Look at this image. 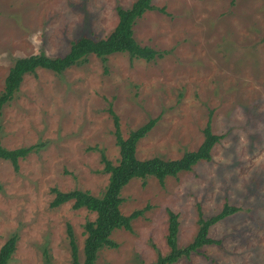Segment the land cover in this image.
Segmentation results:
<instances>
[{
  "label": "rangeland",
  "instance_id": "obj_1",
  "mask_svg": "<svg viewBox=\"0 0 264 264\" xmlns=\"http://www.w3.org/2000/svg\"><path fill=\"white\" fill-rule=\"evenodd\" d=\"M136 0H0V92L15 59L63 56L80 37L103 39L117 24L116 7ZM133 27L134 39L162 54L152 62L114 54L57 75L24 76L0 118L8 149L42 145L15 172L0 160V247L14 234L8 264H71L67 227L82 262L86 221L95 214L72 202L51 207L53 189L100 196L119 150L108 109L123 138L158 118L136 157L177 160L198 149L203 129L221 136L211 160L167 177L134 179L121 191L120 211L144 213L131 231L115 230V248L95 264H152L168 252L167 209L179 216L178 245L195 236L204 217L225 204L239 212L218 222L208 245L175 264H264V0H152ZM163 10L162 12L160 10ZM46 252V253H45Z\"/></svg>",
  "mask_w": 264,
  "mask_h": 264
},
{
  "label": "trees",
  "instance_id": "obj_2",
  "mask_svg": "<svg viewBox=\"0 0 264 264\" xmlns=\"http://www.w3.org/2000/svg\"><path fill=\"white\" fill-rule=\"evenodd\" d=\"M233 3L234 0H231ZM152 0H136L129 8L116 7L118 21L111 33L103 39L80 37L70 43L66 54L51 57L43 52L20 57L14 60L4 80V87L0 92V118L4 105L10 103L18 92L20 84L27 74H35L37 70L44 69L57 75L62 74L73 66L85 64L88 57L95 56L102 61L114 54H127L131 59H140L152 62L162 54L148 46H141L134 39L133 27L138 19L147 11L154 10ZM163 11L162 9L160 10ZM112 118L115 144L119 150L116 164L107 160L101 153L100 161L103 164L102 172L108 174L107 185L100 196H94L88 191L74 189L61 192L53 189L54 198L51 207H58L67 202H72L74 210L86 209L94 213L95 218L86 221L83 225L84 242L82 248L83 260L79 261L78 247L71 228L67 227V236L70 245L71 264H95L98 253L104 248H115L111 234L115 230L131 231L132 221L140 217L145 209L135 210L129 215H123L120 206L123 202L122 189L134 179L154 177L160 185L164 184L167 177H175L183 171H190L194 165L201 161L211 160V150L221 136L214 135L207 122L203 129L204 139L197 150L186 152L177 160H162L153 157L139 160L136 157V147L155 126L158 118L149 119L144 125L131 131L126 138L121 135L118 117L112 109H108ZM1 130V124H0ZM42 145H31L8 149L0 143V160L8 161L15 172L19 169V161L25 159L34 149ZM238 207L225 204L220 212L210 217H204L200 206L197 211L198 229L191 242L180 247L178 245L179 216L167 209V233L165 237L168 252L158 255L152 264H175L179 260L188 259L192 254H200L201 249L208 245H219L218 240L211 239L210 229L218 222L239 212ZM18 235L14 234L0 247V264H8L16 249ZM46 253V252H45Z\"/></svg>",
  "mask_w": 264,
  "mask_h": 264
}]
</instances>
